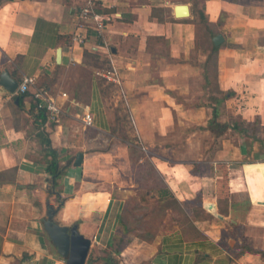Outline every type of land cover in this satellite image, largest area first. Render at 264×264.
<instances>
[{"label":"crops","instance_id":"1","mask_svg":"<svg viewBox=\"0 0 264 264\" xmlns=\"http://www.w3.org/2000/svg\"><path fill=\"white\" fill-rule=\"evenodd\" d=\"M84 1L0 0V74L46 75L62 107L41 124L0 85V264H67L43 225L60 203L56 221L92 240L86 264H264V0H105L106 31L79 45ZM111 65L119 81L101 84ZM47 140L64 169L53 185ZM146 163L179 211L130 234L129 169Z\"/></svg>","mask_w":264,"mask_h":264},{"label":"rangeland","instance_id":"2","mask_svg":"<svg viewBox=\"0 0 264 264\" xmlns=\"http://www.w3.org/2000/svg\"><path fill=\"white\" fill-rule=\"evenodd\" d=\"M130 129V122L124 120V123L121 125L122 133L131 135L132 132H129ZM90 134L96 139L98 145H102L101 143L104 144L103 141L105 140L106 135L95 132H91ZM63 151L64 153L61 155V159H64L66 155H68L65 150ZM131 156L135 158L140 156V154L132 149ZM146 164H141L139 166L134 165L129 169L130 173H134V180L140 184L139 190L133 196L128 197L127 212L124 215L127 223L133 225V229L130 228L131 231L133 230L130 234L134 232L140 234L145 232L154 233L156 228L160 225V222L163 220V217H167L166 211L164 210L171 209L173 212L179 211V206L172 198L164 197L159 200L157 199V196L152 194L149 195L150 193L147 191L151 190V185L155 184L158 187H161L162 183L157 174L155 175L150 172V169L147 168L148 166ZM148 174L152 177L151 180H146L148 179Z\"/></svg>","mask_w":264,"mask_h":264},{"label":"built area","instance_id":"3","mask_svg":"<svg viewBox=\"0 0 264 264\" xmlns=\"http://www.w3.org/2000/svg\"><path fill=\"white\" fill-rule=\"evenodd\" d=\"M105 0H85L78 12V20L74 32L72 33V41L74 44L84 45L88 42V31L91 30L101 36L106 31L107 25L111 19L108 12L100 11L103 8ZM98 74L105 77L108 81H119L117 69L114 65ZM35 77L25 76L18 84L17 93H25L30 91L34 86V97L38 100V105L48 113V118L57 121L62 113V107L58 99L48 90L35 85ZM63 97H67V93H62ZM83 122L85 126H91L93 117L90 112L84 114Z\"/></svg>","mask_w":264,"mask_h":264},{"label":"water","instance_id":"4","mask_svg":"<svg viewBox=\"0 0 264 264\" xmlns=\"http://www.w3.org/2000/svg\"><path fill=\"white\" fill-rule=\"evenodd\" d=\"M177 11L180 14L188 15L189 7L185 4L179 5ZM221 39L222 35H217L214 41L216 44H219ZM18 84L19 82L11 77L8 69L1 72L0 85L5 87L10 93H17ZM83 158L84 153L79 151L76 154L75 159H70L66 164L73 163L75 166H80ZM60 206L61 203L57 207H54L53 205L49 206L46 218L43 222L44 229L53 244L57 247L60 255L66 259L67 264H86L92 240L80 233L76 225H63L56 221L55 216L58 213Z\"/></svg>","mask_w":264,"mask_h":264},{"label":"trees","instance_id":"5","mask_svg":"<svg viewBox=\"0 0 264 264\" xmlns=\"http://www.w3.org/2000/svg\"><path fill=\"white\" fill-rule=\"evenodd\" d=\"M98 10L105 11L103 8H100ZM214 49H216V47H214ZM100 78H101L100 79L101 84L103 82L106 83L105 77H100ZM45 82H47V83L45 84ZM35 85L37 87H43L45 89H48V87L50 85V80L45 75V76H42L38 81L36 79ZM105 89H107L108 91L110 90L109 84L106 85ZM14 101L17 103L16 106H17V109H19V110H22V108H24V105L26 106L25 101H27V103L29 105V109H28L29 113L35 114L37 120H40L41 124H43L45 121H47L49 119L47 111L45 109L39 107L38 100L34 97L33 92H31V91H28L25 93L18 92L16 94H14ZM61 115H62V113L59 115L58 120L61 118ZM118 118L121 121V123L119 124L120 126H118L119 127L118 134L121 133L120 135L122 136V138H124L126 140H131L130 137L128 136V134L127 135L123 134L122 130H121V125L124 123V120H126L128 122L127 114L124 113L121 117L119 116ZM57 121H55V122H57ZM46 146H47L46 147V151H47L46 155L51 156V158H49L47 161L46 170H47L49 177H50V183H51V185H53L56 183V178H58L62 174L64 169H63V165H61V163H60V159L58 157V151L56 149L52 148L50 140H47ZM146 165L148 166L147 168L150 169V172L154 173L156 175L154 168L150 164H146ZM159 188L162 189V193H161V195L157 196V199L160 200V199L164 198L165 196L169 197V198H173L172 196H170V193L166 187L161 186ZM163 195H164V197H162ZM114 264H116V263H114Z\"/></svg>","mask_w":264,"mask_h":264}]
</instances>
